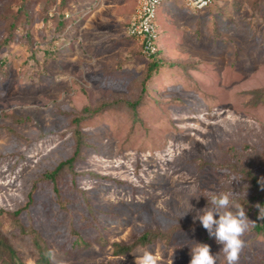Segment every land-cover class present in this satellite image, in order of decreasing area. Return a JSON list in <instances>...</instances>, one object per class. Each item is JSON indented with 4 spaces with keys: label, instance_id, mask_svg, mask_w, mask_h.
<instances>
[{
    "label": "rangeland",
    "instance_id": "obj_1",
    "mask_svg": "<svg viewBox=\"0 0 264 264\" xmlns=\"http://www.w3.org/2000/svg\"><path fill=\"white\" fill-rule=\"evenodd\" d=\"M65 2L0 0L1 236L20 264H135L145 249L160 264H189L193 242L219 253L194 220L209 192L233 191L254 207L264 191V102L252 93L264 88V0H214L203 11L165 2L163 65L145 94L150 60L125 35L135 0ZM138 100L134 120L128 104ZM101 104L111 107L80 120V158L46 180L73 155L75 119ZM253 224L240 264H264ZM146 230L160 237L113 255V244Z\"/></svg>",
    "mask_w": 264,
    "mask_h": 264
},
{
    "label": "clouds",
    "instance_id": "obj_2",
    "mask_svg": "<svg viewBox=\"0 0 264 264\" xmlns=\"http://www.w3.org/2000/svg\"><path fill=\"white\" fill-rule=\"evenodd\" d=\"M235 195L233 191L209 192L207 205L197 212L194 220H199L209 237H214L222 247L219 253L213 255L209 245L193 242L189 264H217L221 253L226 264H240L241 253L246 247L244 237L250 223L254 222L249 221L245 207L233 199ZM257 207L260 217L264 218V208L259 205ZM189 211H192V207L188 202ZM60 264L67 262L62 261ZM135 264H160V257L154 251L145 249L141 255L136 256Z\"/></svg>",
    "mask_w": 264,
    "mask_h": 264
},
{
    "label": "trees",
    "instance_id": "obj_3",
    "mask_svg": "<svg viewBox=\"0 0 264 264\" xmlns=\"http://www.w3.org/2000/svg\"><path fill=\"white\" fill-rule=\"evenodd\" d=\"M65 3H66L65 0H62V4H61L62 9L65 6ZM13 24L14 23L10 24L11 28L9 29V31L6 35V38L4 41L5 44L8 43V41H10L12 38V35H13L12 31L14 30ZM58 25H59V29H60L59 34H62L65 31V29L68 27V22L64 19V21H62V20L59 21ZM139 52H140V48H139ZM160 58H161V54H160V50H159L158 55L156 57L151 58L149 64L147 65L146 74H145L143 84H142L144 94L146 92L145 91V84L151 80L153 75L156 74L163 65L162 60ZM252 93L255 95L256 102H264V88L261 90L254 91ZM138 105H139V100L137 102H133V103L128 104V108H129L134 120L138 119V115H137ZM110 107H111V104H101L100 106H98L94 109H88V108L83 109L82 116H81L82 118L75 119V121H74L75 122V128L73 131V137H74L75 145H74V151H73L72 157L65 160L64 162H61L56 167V169L54 171L47 174L45 176L46 180L53 181L56 174L59 173L60 171H62L64 168H69L71 170L75 160H78L80 158L82 149L85 145L84 135L79 128L80 120L96 117V116L104 113ZM258 188L261 189L260 186H258ZM54 190H56V189L54 188ZM235 201L245 207L247 217L251 218L254 221V224L251 228L252 232L255 235H262L263 236L264 235V218L260 217L259 208L257 207V205H259L261 208H264V191L260 192L259 194H256L255 197H251L249 199V201L254 204V207H251V205H249L246 202H243V200H241V199H238ZM18 214H19V212L16 213V215H18ZM157 236L160 237V234L155 233V232L150 231V230L143 231L140 235L135 237V239L129 244H124V243L113 244L112 245V247H113L112 253L114 256H127V255L131 254V252L135 248L144 247V246L150 244L155 238H157ZM33 242H34L35 248L37 250V253L40 256V261L41 262H47L48 256H50V253L48 251H46V249L44 248L42 243L38 242V239L36 237L33 238ZM84 244H85V242L82 239V237H80L78 234L75 233L74 245L81 246ZM5 256L7 257V260L10 261V264H20V261L17 257V253L14 250V248L9 243H7V241L0 234V257H5Z\"/></svg>",
    "mask_w": 264,
    "mask_h": 264
},
{
    "label": "built area",
    "instance_id": "obj_4",
    "mask_svg": "<svg viewBox=\"0 0 264 264\" xmlns=\"http://www.w3.org/2000/svg\"><path fill=\"white\" fill-rule=\"evenodd\" d=\"M136 6L125 28V35L138 43L141 55L151 59L160 50L159 35L156 27L158 8L166 1L172 0H135ZM192 11L209 9L214 0H183ZM69 15H66L68 18Z\"/></svg>",
    "mask_w": 264,
    "mask_h": 264
},
{
    "label": "crops",
    "instance_id": "obj_5",
    "mask_svg": "<svg viewBox=\"0 0 264 264\" xmlns=\"http://www.w3.org/2000/svg\"><path fill=\"white\" fill-rule=\"evenodd\" d=\"M173 2H174V0H172ZM172 1H166V2H172ZM183 1V0H182ZM136 2V1H135ZM165 3V2H164ZM163 3V4H164ZM162 4V5H163ZM162 5L158 8V11H157V14H163L164 15V11L162 10ZM183 5L185 6V4H184V1H183ZM185 8L188 10V11H192V10H190V9H188L186 6H185ZM129 20H130V18H129ZM166 24V23H165ZM164 28V27H163ZM160 46H161V44H160Z\"/></svg>",
    "mask_w": 264,
    "mask_h": 264
}]
</instances>
